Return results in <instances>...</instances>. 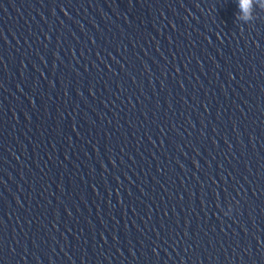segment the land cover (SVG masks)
I'll list each match as a JSON object with an SVG mask.
<instances>
[{"label": "clouds", "instance_id": "obj_1", "mask_svg": "<svg viewBox=\"0 0 264 264\" xmlns=\"http://www.w3.org/2000/svg\"><path fill=\"white\" fill-rule=\"evenodd\" d=\"M238 12L236 19L243 22L249 23L255 19L254 10L259 8L264 10V0H237ZM232 211L231 205H229L228 211L225 215H229Z\"/></svg>", "mask_w": 264, "mask_h": 264}]
</instances>
